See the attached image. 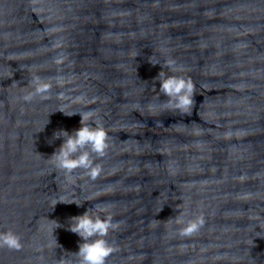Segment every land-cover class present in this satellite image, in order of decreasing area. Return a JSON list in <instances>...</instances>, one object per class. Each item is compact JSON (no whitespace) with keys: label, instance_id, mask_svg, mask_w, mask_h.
<instances>
[{"label":"water","instance_id":"water-1","mask_svg":"<svg viewBox=\"0 0 264 264\" xmlns=\"http://www.w3.org/2000/svg\"><path fill=\"white\" fill-rule=\"evenodd\" d=\"M167 58L197 85L190 114L147 110ZM37 74L64 82L25 102ZM61 106L109 131L95 181L48 160L81 126ZM98 201L122 222L107 264H264V0H0V231L23 239L0 264L75 261L69 218ZM181 214L205 223L181 237Z\"/></svg>","mask_w":264,"mask_h":264},{"label":"clouds","instance_id":"clouds-1","mask_svg":"<svg viewBox=\"0 0 264 264\" xmlns=\"http://www.w3.org/2000/svg\"><path fill=\"white\" fill-rule=\"evenodd\" d=\"M53 47H60V43L57 42ZM65 59L66 57L63 54L58 53L53 57V62L61 64ZM150 62L153 65L160 64L162 69L154 77L155 81H159V95L157 97L159 103L150 102L147 105L148 112L152 115L162 111L179 115L190 114L196 103L194 98L196 83L191 77L177 74L183 71V67L177 64L174 58H167L163 63L158 59L150 60ZM53 80L58 85L64 82L62 76L45 78L38 74L33 75L29 81L32 90L20 99L25 102H31L36 97L46 99L53 88ZM152 88L156 89L155 83H153ZM161 94L166 99H161ZM78 99L83 100V95ZM57 110L68 116L79 113L81 126L71 132L66 129H58L53 132L52 140L49 143L61 138L62 143L48 156L50 164L55 169L62 171L66 177L71 178L72 182L76 180L74 173L77 169L82 170L83 175L87 176L89 180L95 181L104 172L103 164L97 162V159L106 157L111 147L109 131L106 129L102 118L98 116V110L87 108L82 111H69L64 106L59 107ZM48 123L49 119L40 131ZM226 134L230 135L231 133ZM105 190L102 189L101 191ZM93 199L94 197H86L81 201L77 198L65 200L63 197H59L53 201V204L55 206L58 202H65L82 206L85 201ZM110 208L111 204L109 202L98 201L83 214L69 218L68 230L76 233L81 241L79 242L78 251L71 252L72 256L76 258L75 261L65 258L61 261V264H107L108 257L115 251V246L108 239L109 234L117 230L122 223L113 219L114 214L110 211ZM175 223L181 225L177 229L178 234L181 237H189L200 231L205 220L200 215L185 221L183 214H181L176 218ZM57 227H61V225L56 221L54 229ZM56 243L58 244L57 239ZM22 247L23 239L15 230L9 228L0 231V248L20 250Z\"/></svg>","mask_w":264,"mask_h":264}]
</instances>
